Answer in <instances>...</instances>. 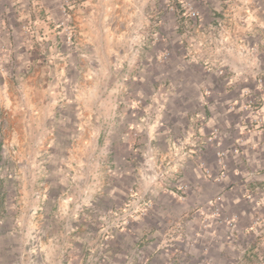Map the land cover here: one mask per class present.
<instances>
[{
  "label": "crops",
  "instance_id": "crops-1",
  "mask_svg": "<svg viewBox=\"0 0 264 264\" xmlns=\"http://www.w3.org/2000/svg\"><path fill=\"white\" fill-rule=\"evenodd\" d=\"M189 1L199 17L163 0H75L71 19L64 0H0V264H20L32 236L40 264L96 254L123 264L135 253L233 264L242 248L241 264L264 258V135L245 129L257 115L243 104L246 91L264 97V0ZM250 47L254 62L241 50ZM214 131L212 144L194 139ZM150 140L170 162L161 185L138 180ZM221 159L214 181L204 171L218 176ZM133 190L153 206L104 240L106 216ZM219 194L233 227L215 222ZM180 221L185 240L167 244Z\"/></svg>",
  "mask_w": 264,
  "mask_h": 264
},
{
  "label": "built area",
  "instance_id": "built-area-1",
  "mask_svg": "<svg viewBox=\"0 0 264 264\" xmlns=\"http://www.w3.org/2000/svg\"><path fill=\"white\" fill-rule=\"evenodd\" d=\"M164 3L167 5L169 10L179 11L183 15L189 14V16L193 17H199L200 12L197 10V8L189 1V0H163ZM75 5V0H64L63 2V9L68 17V19H71V11L73 10ZM71 27V31H72ZM36 32V31H35ZM38 35V34H37ZM39 42H43V38L39 37ZM242 53H254V49L252 47L241 49ZM135 52V50H134ZM167 54L164 56L166 57ZM254 55L251 56V59L249 62H254L255 59H252ZM237 74L236 72L232 71L229 72V70H226L225 67L219 69L220 75H226V74ZM258 75V74H256ZM251 92L246 91L244 93V108L253 109L255 112V115H257L255 118H251L249 120V123L246 125L245 129L249 132L256 131V133L263 134L264 135V97L259 96H251ZM193 138V136H191ZM218 138V132L214 131L210 135L207 136H196L194 135L195 141L201 146L204 147L208 144H212L216 141ZM176 146H181L184 149V153H186V147L184 140L178 138L174 141ZM199 147V146H198ZM234 152H239V148H234ZM220 158L224 157L226 155V152L221 151ZM222 163V172L217 175H213L211 170L205 169L206 175L213 179L214 181L220 180L222 176L225 175L226 171V164L223 162V159H221ZM170 162L166 159H164L160 154L155 152L154 145L152 141L150 140L147 145L145 151L142 153V160L139 164V172H138V180L139 182H147L150 185H154L156 183H164L166 182V179L169 174L168 166ZM199 164L204 168V164L202 161H199ZM9 177L12 176V174L8 175ZM178 190L182 191L181 197L185 198L187 195V190L189 189L186 184H181L177 186ZM146 194H143L139 192L138 190H133V194L130 197V200L125 204L124 208L112 210L108 213L106 216L107 223L103 226V233H105L106 237L110 236L112 231L115 229L123 230L126 227H128L130 220L136 218L138 215L143 214L145 210H148L153 206V201L149 198H146ZM44 194L41 192L35 193V198L39 199L40 201L43 199ZM248 198L252 197V194L249 193L247 195ZM71 202H74V210H76V213L79 212V210L82 207L80 200H74V198H70ZM222 202L223 198L219 194L216 196L213 200L209 202V205L213 209V216L215 219V222L218 225H224L228 224L229 226H234L235 219L234 218H228L225 216L222 212ZM3 202H0V232L3 225ZM65 232L67 235H70L72 232V229L65 223ZM184 227L183 222H177L173 224L170 228L171 231L175 230V232H178L179 235H183V232L181 229ZM104 242L102 243V245ZM27 251L23 254L22 262L20 264H40L43 259H45V255L43 253V250L41 248L40 243L38 242L36 236H32L29 239L28 242ZM86 264H108V258L105 255H91L87 261ZM128 264H132V260L130 259L128 261Z\"/></svg>",
  "mask_w": 264,
  "mask_h": 264
},
{
  "label": "rangeland",
  "instance_id": "rangeland-1",
  "mask_svg": "<svg viewBox=\"0 0 264 264\" xmlns=\"http://www.w3.org/2000/svg\"><path fill=\"white\" fill-rule=\"evenodd\" d=\"M221 21H219V23H220ZM218 27H220L219 25H218ZM252 55H254V53H252V52H250V56H252ZM161 185L162 183H156V184H154L153 186H155V185ZM258 219V218H257ZM263 226V225H262ZM261 233L264 231V226L261 228ZM172 234H174V233H170V235L171 236H168V238H167V240H166V242H167V244H169V245H173V246H175L177 243H179L180 241H184L185 240V236H181V235H175L174 237L175 238H173V235ZM176 239V240H175ZM232 241H234V240H232ZM190 243V245H192V244H194V241H191V242H189ZM231 244H233V245H229L230 247H232L233 246V248H239V249H241L240 248V246H239V244L237 243H235V242H230ZM245 250L242 248V250H240L239 252H237L236 250H234V249H231V252L228 254V260L230 261V262H233V264L235 263V264H241V263H243L244 262V258H245V255H246V253L244 252ZM132 260V264H149V263H151L152 264V262H153V259L151 258V257H142V255L141 254H137V253H135L134 255H129L125 260H124V263L123 264H128V261L129 260ZM204 258H200V260H199V262H198V264H200V263H202L204 260H203ZM154 264H156V261L154 262ZM168 264V263H167ZM177 264H185V262H180V261H178L177 260ZM255 264H264V258H262V260H259L258 262H256Z\"/></svg>",
  "mask_w": 264,
  "mask_h": 264
}]
</instances>
